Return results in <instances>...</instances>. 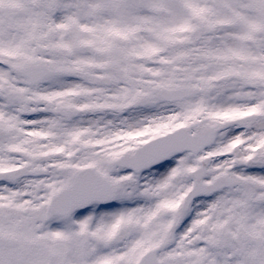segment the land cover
Wrapping results in <instances>:
<instances>
[{
	"label": "snow or ice",
	"instance_id": "6c2138e0",
	"mask_svg": "<svg viewBox=\"0 0 264 264\" xmlns=\"http://www.w3.org/2000/svg\"><path fill=\"white\" fill-rule=\"evenodd\" d=\"M0 264H264V0H0Z\"/></svg>",
	"mask_w": 264,
	"mask_h": 264
}]
</instances>
